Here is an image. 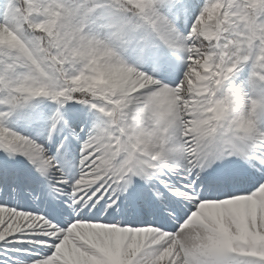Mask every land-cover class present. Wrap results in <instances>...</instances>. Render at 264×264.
I'll list each match as a JSON object with an SVG mask.
<instances>
[{
  "label": "snow or ice",
  "instance_id": "snow-or-ice-1",
  "mask_svg": "<svg viewBox=\"0 0 264 264\" xmlns=\"http://www.w3.org/2000/svg\"><path fill=\"white\" fill-rule=\"evenodd\" d=\"M0 264H264V0H0Z\"/></svg>",
  "mask_w": 264,
  "mask_h": 264
}]
</instances>
